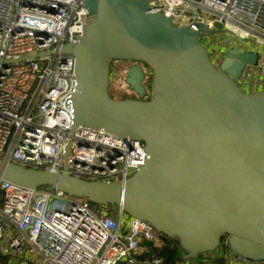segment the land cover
Here are the masks:
<instances>
[{"label": "water", "instance_id": "95a60500", "mask_svg": "<svg viewBox=\"0 0 264 264\" xmlns=\"http://www.w3.org/2000/svg\"><path fill=\"white\" fill-rule=\"evenodd\" d=\"M86 2L94 20L79 43L60 49L75 57L72 130L87 125L143 139L148 160L122 183L2 158L0 177L118 206L179 237L187 259L215 251L227 236L244 253L264 258V91L245 92L237 83L248 65H259L260 53L227 44L231 48L217 65L202 44L203 25L198 31L176 27L165 14L147 11L145 0ZM123 59L137 62L127 70L126 83L138 99L110 94V62ZM139 61L153 70L148 100L147 73Z\"/></svg>", "mask_w": 264, "mask_h": 264}, {"label": "built area", "instance_id": "2783aa9c", "mask_svg": "<svg viewBox=\"0 0 264 264\" xmlns=\"http://www.w3.org/2000/svg\"><path fill=\"white\" fill-rule=\"evenodd\" d=\"M145 1L147 11L165 14L171 22L186 18L179 27L198 31L205 26L202 44L214 63L221 54L218 45H231V34L237 36L233 43L248 41V48L257 50L259 62H264V0ZM93 20L86 0H0L4 161L32 169H66L81 179L114 183L126 181L146 164L143 139L87 125L72 130L78 88L75 57L60 49L79 43ZM252 40L258 48L252 47ZM36 54L40 56L13 62ZM261 69L248 65L243 70L237 83L245 92L264 88ZM146 73L147 80L153 79L152 69ZM0 201V254L9 264H165L158 255L162 232L118 206L109 209L108 204L72 197L51 186L33 190L1 177ZM231 252L242 264H253Z\"/></svg>", "mask_w": 264, "mask_h": 264}, {"label": "rangeland", "instance_id": "374dc122", "mask_svg": "<svg viewBox=\"0 0 264 264\" xmlns=\"http://www.w3.org/2000/svg\"><path fill=\"white\" fill-rule=\"evenodd\" d=\"M204 17L206 19H210L212 18L211 15H208L207 13H203ZM187 22V19L184 17H174L173 21H172V25L179 27L183 24H185ZM206 33L208 32H203V34H201V40L203 38L204 35H206ZM210 33H212V31H210ZM231 44L234 42L233 40L237 39V36L235 34H231ZM248 41L246 42H241V45L247 46ZM251 45L254 48H258V45H256V42L254 40L251 41ZM210 57L212 58V54H210ZM130 61H133L132 59H130ZM130 61L127 60H121L119 62L117 61H111L110 62V67H111V71H110V79H109V90H110V94L112 95L113 98L115 99H122L124 97L128 98V97H132V98H136L138 99L139 95L135 94L129 87V85L126 83V72L129 68V66L131 65ZM216 64L219 65L220 59L219 57L215 58ZM143 67H145V71L148 72L151 69V66H149L148 64H143ZM148 81V82H147ZM152 81L153 79L147 80L145 81V85L147 88V95L144 97V99L148 100L152 97V91H153V86H152ZM109 209L112 208L111 204ZM2 206V202L0 201V207ZM227 243V247L235 252L236 255H240L243 257L248 258L250 261H253V264H261V259L264 260V258H261L257 255H250L248 253H244L241 249L237 248L235 246V244L233 245L232 243V239L231 236H227L224 237L223 241L221 244H225ZM163 245V244H162ZM222 246V245H221ZM162 247V246H161ZM160 247V248H161ZM159 248V250H160ZM221 248V247H219ZM248 256H245V255ZM212 255V254H211ZM210 255L205 256L202 254V257H200V259L197 260L198 264H209L210 261H213L214 257H210V261H206L205 259L208 258ZM205 258V259H204ZM196 260H190V259H186V258H181L179 259V261L176 264H194L193 262ZM202 261V262H201Z\"/></svg>", "mask_w": 264, "mask_h": 264}, {"label": "trees", "instance_id": "16d2710c", "mask_svg": "<svg viewBox=\"0 0 264 264\" xmlns=\"http://www.w3.org/2000/svg\"><path fill=\"white\" fill-rule=\"evenodd\" d=\"M162 237H163V245L160 248V250L158 249V255L163 257L165 264H176L179 261V259L186 258L185 255L183 254L182 244H181V240L179 237H170L164 233H162ZM223 239L224 237H222L221 243ZM197 258H194V259L188 258V259L197 260ZM0 264H9L7 257L1 254H0ZM209 264H224V259L216 258L213 261H211Z\"/></svg>", "mask_w": 264, "mask_h": 264}, {"label": "crops", "instance_id": "0c3cea01", "mask_svg": "<svg viewBox=\"0 0 264 264\" xmlns=\"http://www.w3.org/2000/svg\"><path fill=\"white\" fill-rule=\"evenodd\" d=\"M219 46V48H220V52H221V54H218L219 56V59H221L222 57H224L225 55H226V53L229 51V48H231V47H235V48H239V49H241V50H247V48L249 47V46H244V45H241V44H238V43H232L230 46L231 47H227L226 46V44H219L218 45ZM259 67H260V71H261V75H263L264 76V62L263 61H260L259 62ZM261 90H264V88H260ZM222 245V246H221ZM227 243H225V244H220L218 247H217V249L215 250V252H211V254L212 255H214L215 257H214V259H216V258H223L224 259V264H242L241 263V261L239 260V258L238 257H236V256H233V253L231 252V250L227 247ZM219 247H221V248H219ZM204 255V254H203ZM200 257H202V254H200L199 256H198V258H197V260L198 259H200ZM205 259V258H204ZM213 259V260H214ZM197 260L196 261H194L193 263L194 264H198L197 263ZM207 262L208 261H210V259H205ZM202 262V261H201ZM211 262V261H210ZM209 262V263H210ZM202 264V263H201ZM255 264V263H254Z\"/></svg>", "mask_w": 264, "mask_h": 264}, {"label": "flooded vegetation", "instance_id": "af4514ba", "mask_svg": "<svg viewBox=\"0 0 264 264\" xmlns=\"http://www.w3.org/2000/svg\"><path fill=\"white\" fill-rule=\"evenodd\" d=\"M129 61H130V60H129ZM130 63H131V65H132V64H135V63H137V62H135V61H130ZM139 64L143 65V63H141L140 61H139ZM131 65H130V66H131ZM128 98H132V97H128ZM120 99H121V98H120ZM120 99H117V100H120Z\"/></svg>", "mask_w": 264, "mask_h": 264}]
</instances>
